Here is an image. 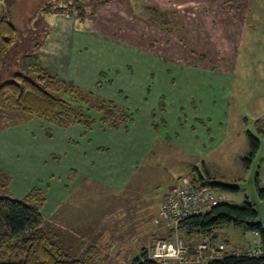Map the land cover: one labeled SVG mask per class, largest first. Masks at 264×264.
<instances>
[{
    "label": "rangeland",
    "instance_id": "rangeland-1",
    "mask_svg": "<svg viewBox=\"0 0 264 264\" xmlns=\"http://www.w3.org/2000/svg\"><path fill=\"white\" fill-rule=\"evenodd\" d=\"M51 1L53 0H0V15L5 16L18 32L13 47L0 52L1 81L10 80L15 73L34 78L30 68L42 61L41 51L48 53L44 57L45 63L50 62L53 67V62L58 59L54 53L59 49L58 57L63 55L61 62L70 63L71 60L69 73L67 69L66 74L77 77L74 80H77L76 85L79 87L76 89L74 84L76 88L73 90L76 96L91 90L90 88L103 96L114 95L116 90L132 94L135 93L132 88L142 93L148 89L150 97L147 102L135 108L140 117L148 109L157 110V133L161 138L166 134L173 135L175 116L183 122L178 126L180 136L186 137L185 122L190 121L192 111L205 115L210 110L212 122L204 127L208 137L220 135L225 130V121L229 119L225 145L215 152L219 155L226 151L223 162L218 165L210 164L215 168L208 167V171L216 177L211 181L237 190L209 188L219 197L220 202H249L255 208L262 206V202L256 197V189L264 187V131H260L263 130L262 124H255V117L264 119V0H112L97 9L90 5L88 11L92 15H88L84 23L76 21L75 29L85 36L72 35V24L57 22L52 13L41 11ZM131 3H134L133 8ZM147 16L157 17V25L156 21L148 22ZM134 24L140 30H136ZM52 32L55 35L49 40L46 49L53 47L55 51L49 53L44 50V45L47 41L45 39ZM72 46L77 48V54L72 55ZM142 46H145V50L148 49L147 53L143 52ZM126 65L132 74L125 70ZM115 70L118 76L114 77L113 83L100 89V84L116 75L113 72ZM220 71H227L229 78L234 79L226 114L223 112L228 106L217 101L218 96L214 91L217 90L216 81L220 78ZM148 73L153 74L152 79ZM94 75L99 77L98 87L92 84ZM91 95V99L96 100V95ZM94 115L95 112L90 113L92 119ZM19 117L24 115L0 110V127L7 123L9 125L10 121L18 120ZM195 118V135H200L201 120H198L196 114ZM24 127L33 132L38 140L36 156H41L43 149L48 150L51 145L44 146L46 140L35 124L29 123ZM250 142L256 144L252 156ZM211 143L215 144L213 141ZM9 152L12 149H7L8 154ZM2 160L3 156L0 155V168L3 167L6 171L5 173L0 169L4 175L1 177L5 180H0V195L6 194L12 199L20 200L35 190L42 192V181L35 184L32 181L27 186V179L30 181L42 174L41 165L34 164L36 170L32 171V167L25 165V161L22 165L10 164L8 159L4 162ZM177 160V174L184 178L168 185L175 186L174 188L187 185L188 175L193 171L192 166H186L185 157L183 162L179 156ZM158 164L153 166H158L157 169L167 168L163 177L173 173L172 167L174 169L175 164ZM193 164L194 168L203 172L201 163ZM149 166L150 164L142 165L141 170ZM153 169L152 167V171ZM69 179L70 182L64 180L65 185L75 182L73 175H69ZM156 183V179L152 178L151 182H147V187L151 184L153 191L159 193L168 190L165 183L154 189ZM33 186L36 188L31 189ZM149 190L148 188L147 192ZM105 193V189L97 187V191H92L89 196L92 199L91 207L96 211L94 215L97 216V223H101L102 213L105 209L108 210L111 203V200L106 202L109 197ZM74 198L75 195L70 197L71 200ZM68 208L69 229L74 227L76 231L85 230L84 222L75 220L79 213H74L75 210L69 206ZM217 238L219 241L229 242L231 246L242 247L245 242L252 241L253 235L240 227L223 226L219 229Z\"/></svg>",
    "mask_w": 264,
    "mask_h": 264
},
{
    "label": "crops",
    "instance_id": "crops-1",
    "mask_svg": "<svg viewBox=\"0 0 264 264\" xmlns=\"http://www.w3.org/2000/svg\"><path fill=\"white\" fill-rule=\"evenodd\" d=\"M54 20L57 22L62 21L63 24H72V35L85 36V34L75 29L76 20L74 18L55 15ZM67 26L68 31L69 25ZM135 29L140 30L139 27ZM54 32L51 36H48V39H45L47 41L44 50L49 53L55 51L53 47H51L53 50L51 48L46 49L53 35H55ZM55 41L58 42V40ZM54 44L56 45L55 42ZM142 47L143 52L147 53L146 50L148 49L145 50V46ZM72 49V55L73 53L77 54V48L72 46ZM45 52L41 51L40 59L42 61L37 64V67L54 73L59 79L70 82L73 86L74 84L78 85L77 80H74L77 79L76 75L66 74L67 69L69 73L71 60L70 63L61 62L63 55L58 57L60 53L57 49L54 56L59 60L53 62L56 67L55 65L52 67L50 62L45 63L44 57L48 54ZM124 68L132 74L127 65ZM113 72H116V75L107 79V82L104 83L105 86L100 84V89L108 86V83H113L114 77L118 76L116 70ZM148 74L149 78L152 79L153 74ZM219 75L220 78L216 81L218 84L217 90L214 91L218 96L217 101L228 106L224 108L223 114H226L230 104L231 87L234 79L229 78L227 71H220ZM98 78L97 75H94L92 81L94 87H98L96 86L99 83ZM90 89L81 93L94 94L96 99L112 103L123 110L126 115H129L130 119L112 128L102 124L99 121V114L94 110H90L89 113L95 112V115L89 128L79 124L58 128L42 122L36 117L23 114L24 117L9 122L13 124L1 125L0 155L3 156L2 162L8 159L10 164L19 163L23 165V161H25V165L32 167V171L35 169L34 164L41 165L42 174H39L37 178H31L30 181L27 179V186L29 187L32 181H34V184L42 181L43 189L40 194L43 199L40 212L45 229L49 232V237L62 252L74 259L83 260L85 264H131L143 248L148 249L153 240L165 239L169 236L181 237L178 229L173 231L171 226H167L163 222L158 224L154 222L165 195L174 190L175 186L168 185L177 183V180L184 178L183 175L177 174V156L182 159L181 162L185 157L186 166H192L193 171L188 175V177L190 176L188 178L189 182L204 185L206 181L216 179L209 173L208 167L215 168L214 165H209H218L223 162L226 151L221 152L219 155L215 152L225 145L227 124L230 121L229 119L225 121V130L220 135L208 137L209 134L205 132L204 127L212 122L210 110L205 115L192 111L190 121L185 122L187 127L186 137L180 136L181 132H178L180 130L178 126L179 123L183 122L176 119L177 116H175L173 121H175L176 127L173 135L166 134L161 138L159 132L157 133V110L151 109V111L148 109L140 117L138 109L135 108L141 107L144 102H147L150 97L148 89L142 93L140 90L134 91V88H132V91L135 92L132 94L116 90L114 95L105 94L104 96L102 93H94V89ZM208 92L210 93L209 90ZM119 93H123V95ZM210 102L212 103V101ZM195 114L198 120H201V126L199 125L200 135H195V120H197ZM29 123L35 124L44 136L46 140L44 146L51 145L48 150L44 151L43 149L41 156H36V142L38 140L33 132L24 127ZM255 124H262L263 130L260 131H264L263 118L255 117ZM57 136L58 140L56 141ZM200 137L201 139H199ZM7 149H12V152L8 154ZM174 153L175 157H173ZM23 158L25 160H22ZM206 160H210V163H207ZM159 162L162 165L175 164L174 169L172 167L173 173L167 175L168 178L167 176L163 177L167 168L157 169L158 166H153L155 163L159 165ZM193 163H201L203 172L194 168ZM147 164H150V166L145 169L143 167L141 170L142 165ZM152 167L154 168V174ZM0 169L6 173L3 167ZM69 175H73L75 179L73 184L69 183L71 187L64 184V180L70 182ZM152 178L156 179L158 185H154V189L165 183L164 186L168 190L159 193L156 190L153 191L151 184L147 187V182H151ZM160 179L163 180L160 181ZM97 187L106 190L105 194L109 197L106 202L111 200L108 210L105 209V212L102 213L101 223H97V216L94 215L96 211L91 207L92 199H89L92 191H97ZM148 188L150 190L147 192ZM73 195L76 198L71 200L70 197ZM216 197L219 199L218 196ZM68 206L75 210L74 213H79L75 220L76 222H84L85 230L76 231L74 227L71 228L73 230L69 229L71 226L69 225L70 214L68 210L70 209ZM215 232L218 234L219 230L217 229ZM251 234L253 235V233ZM256 240L257 238L253 235L252 241ZM194 241L192 243L196 242ZM226 243L230 245L229 242L226 241ZM245 243L247 244L249 241ZM245 243L244 245H246Z\"/></svg>",
    "mask_w": 264,
    "mask_h": 264
},
{
    "label": "trees",
    "instance_id": "trees-1",
    "mask_svg": "<svg viewBox=\"0 0 264 264\" xmlns=\"http://www.w3.org/2000/svg\"><path fill=\"white\" fill-rule=\"evenodd\" d=\"M111 1L53 0L41 11L54 16L65 15L84 23L87 16L92 15L88 11L90 5L97 9ZM133 6L134 3H131V8ZM154 10L155 8L152 11ZM146 18L150 23L156 21L157 25V17ZM17 35L14 25L0 15V52L13 47ZM30 69L34 78L15 73L10 80H0V110L36 117L58 128L76 124L89 128L92 121L90 110L99 114L102 124L112 128L130 119L129 115L110 102L93 100L91 94L76 96L73 92L75 87L70 82L62 81L54 73L37 66ZM250 146L252 156L256 144L250 142ZM1 176L4 175L0 171V180L5 182ZM204 186L227 191L237 190L211 180L206 181ZM256 197L262 202L259 208L249 202H219L204 213L185 217L178 225L181 238L187 245L193 240L198 242L202 239L219 242L215 232L217 229L236 226L245 232H256L264 253V187L256 189ZM42 199L40 192L36 190L20 200L12 199L6 194L0 195V264H85L83 260L74 259L62 252L49 237L40 212ZM220 242L227 244L226 241ZM146 256L147 250L143 248L131 264H157ZM209 264H264V254L260 257H227Z\"/></svg>",
    "mask_w": 264,
    "mask_h": 264
},
{
    "label": "built area",
    "instance_id": "built-area-1",
    "mask_svg": "<svg viewBox=\"0 0 264 264\" xmlns=\"http://www.w3.org/2000/svg\"><path fill=\"white\" fill-rule=\"evenodd\" d=\"M219 202L209 187L188 182L187 185L176 187L165 195L154 222H163L171 226L173 231H177L179 223L185 217L204 213ZM253 235L257 240L242 247L208 239L187 245L181 237L169 236L153 240L148 246L146 257L157 264H209L211 261L227 257L263 256L258 234L253 232Z\"/></svg>",
    "mask_w": 264,
    "mask_h": 264
}]
</instances>
